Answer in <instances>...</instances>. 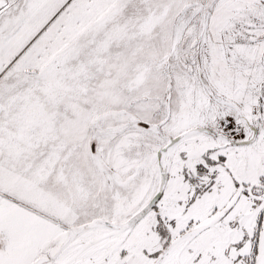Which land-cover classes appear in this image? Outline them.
I'll return each mask as SVG.
<instances>
[{"label": "snow or ice", "instance_id": "obj_1", "mask_svg": "<svg viewBox=\"0 0 264 264\" xmlns=\"http://www.w3.org/2000/svg\"><path fill=\"white\" fill-rule=\"evenodd\" d=\"M0 264H264V0H0Z\"/></svg>", "mask_w": 264, "mask_h": 264}]
</instances>
